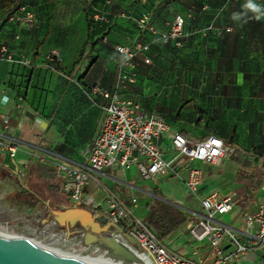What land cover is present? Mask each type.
<instances>
[{
	"label": "crops",
	"instance_id": "1",
	"mask_svg": "<svg viewBox=\"0 0 264 264\" xmlns=\"http://www.w3.org/2000/svg\"><path fill=\"white\" fill-rule=\"evenodd\" d=\"M3 1L6 0H0V48H8L17 58H30L33 66L0 61V129L3 118L9 116L11 127L7 134L23 144L16 160L0 153L1 218L11 214L23 220L44 212L48 219L56 221L58 212L71 208V200L65 202L60 197L68 195L65 179L55 173L50 163L35 157L36 146L44 141L66 158L77 162L86 159L110 102L98 89L117 91L123 57L116 48L139 41L153 42L123 14L139 18L149 13L160 32L167 31L170 22L182 16L186 19L187 38L182 49L162 43L152 45L148 53L152 65L135 59L137 84L120 90L121 98L165 117L171 114L162 113L163 109L169 112L170 108L165 107L183 96L188 103L183 109L187 114L171 120L175 131L199 142L209 136L224 140L234 128L235 146L264 158V0H251L259 12L248 7L249 0H7L12 2L7 7H3ZM92 2L104 10L111 22L90 25L88 7ZM21 5L34 13L33 24L8 19L9 12ZM237 14L241 18L233 19ZM252 16L255 20H248ZM211 23L224 31L231 28L232 32L201 36ZM87 43L90 52L76 65ZM53 50L64 57L59 71L45 60V54ZM263 158L256 164L261 166ZM24 161L29 164L26 178L11 176ZM189 165L204 172L205 186L200 197L215 192L222 197L237 194L229 225L245 228V215L264 199L263 179L258 184V180L246 176L230 154L220 166L188 162L181 170L185 186ZM92 175L86 188L88 195L95 193L100 181L126 202L129 201L124 195L129 191L134 193L131 200H138V194L151 198L159 195L158 183L175 177L144 180L137 167ZM165 198L187 213L185 223L176 232L185 233L204 215V211L198 214L186 208L185 201L174 191ZM76 238L82 239L79 235ZM163 242L185 257L212 264L207 242L194 240L191 233L180 251L172 249L168 239ZM238 264H264V243L244 255Z\"/></svg>",
	"mask_w": 264,
	"mask_h": 264
},
{
	"label": "built area",
	"instance_id": "2",
	"mask_svg": "<svg viewBox=\"0 0 264 264\" xmlns=\"http://www.w3.org/2000/svg\"><path fill=\"white\" fill-rule=\"evenodd\" d=\"M123 17H128L123 14ZM240 18V15L237 14ZM264 16V12H263ZM97 21H105V13L96 9L94 16ZM141 32H149L157 37L156 40L170 44L175 48H182L187 38L185 20L178 16L169 24L165 32L158 31L152 24L151 14L145 13L139 18H132ZM12 22L31 25L35 22V15L25 5L9 15ZM250 20L253 17H249ZM211 29V26L208 27ZM232 29L228 28L227 32ZM117 52L123 57L120 65L117 91H98L110 102L105 107V116L101 131L92 145L86 159L77 162L55 152L51 146L41 141L36 146L35 157L42 162L50 163L55 173L65 179V189L71 200V208L90 212L93 217L100 214L106 222H100L103 228L107 223V231L95 234L79 226L60 230L59 235L66 241L79 235L86 239L90 235L97 237V243L107 245V242L120 244L136 254L140 253L152 264H206L205 260H194L171 250L161 241L148 224L135 216L138 200L133 198L129 202L122 200L112 193L104 184L97 181L95 193L88 195L86 188L90 185L94 173L117 168L130 170L137 167L144 180H151L158 176H175L182 178V168L189 163L201 162L213 166L222 165L225 158L234 152L224 140L217 136H209L203 141H191L181 132L175 131L170 123L162 116L145 111L141 104L121 98L119 91L135 84L137 72L134 60L141 58L144 64L152 65L153 61L146 54L150 51V44L142 41L133 45L118 46ZM49 63L61 65L64 57L59 51L45 54ZM0 61L32 66L30 58H17L8 48H0ZM11 127L9 116L3 118L0 129V153L12 160L19 157L22 142L7 134ZM170 143L177 155L169 162L164 158ZM29 164L21 163L11 176L24 179L28 174ZM186 186L191 193L200 197L205 186L202 169L189 165ZM101 197L98 199V196ZM237 194L222 197L219 193H211L200 197L204 211L202 218L195 222L190 230L191 236L198 242H207L212 264H238L241 258L264 243V199L257 208L245 215V228L236 229L232 225L224 224L217 216H225L236 207ZM56 225L52 220L50 225ZM128 236L136 241L133 245ZM100 250V247H97ZM111 249V248H110ZM113 250V249H111Z\"/></svg>",
	"mask_w": 264,
	"mask_h": 264
},
{
	"label": "rangeland",
	"instance_id": "3",
	"mask_svg": "<svg viewBox=\"0 0 264 264\" xmlns=\"http://www.w3.org/2000/svg\"><path fill=\"white\" fill-rule=\"evenodd\" d=\"M136 84L137 83L132 86H135ZM169 104L170 107L165 108L166 110L170 108V111L167 112L165 111V109H163L164 112L162 111V113L171 114L172 119H178L179 115L187 114L186 112L184 113L183 109L188 103L183 99V96H178V100L176 102L171 101V103ZM176 155L177 153L175 152L173 146L170 145L169 151H167L164 160L169 162ZM158 187L160 190V194L155 195L152 198L138 194L139 204L134 212L135 216L147 222V224L151 227V229L158 237L160 234L157 229L152 227L151 222L158 220L159 209L162 205H166V203H169L171 205H174L175 208H177L178 212L187 215L183 208L178 206L175 202L169 201L167 198H165V196L169 192L174 191L179 198L185 201V207L189 210H192L194 213L199 214L203 212L200 200L198 199L197 195L189 191V189L183 183L182 178H164L160 183H158ZM133 194L134 193L132 191H129L126 195H124V198L127 201H130ZM60 197H64V201L69 202L70 198L68 195ZM230 216V214H227L225 216H217V219L222 223L229 225L232 222ZM51 221L52 220L50 218L48 219L46 213L44 212H42V214L39 213L33 216H27L23 220H21V218L17 220L15 219V216L11 214H5L4 217H0V233L11 234L15 237H28L45 248H57L67 251L74 243H76V241H78V238H76L77 234L72 235L73 238L76 239L75 242L72 240L66 241L64 237H61L59 235L53 236V233H60V230L68 229V227H59L57 224H51L50 226H48ZM190 230L191 228H188L185 233L175 232L170 238H168V244L170 245V247L177 251H180L181 248L183 249V247H185L187 244L188 234L190 233ZM93 244L96 247H100V251L108 258L118 259L122 257L120 255H116L108 245H100L97 242H94Z\"/></svg>",
	"mask_w": 264,
	"mask_h": 264
},
{
	"label": "water",
	"instance_id": "4",
	"mask_svg": "<svg viewBox=\"0 0 264 264\" xmlns=\"http://www.w3.org/2000/svg\"><path fill=\"white\" fill-rule=\"evenodd\" d=\"M56 221L61 224L67 222L68 228H75L77 224H80L95 234L107 231L111 225L107 223L101 228L98 221L106 222L102 215L98 214L93 217L86 210L74 208L58 212ZM128 239L133 245H136L133 238L128 236ZM96 241L97 237L90 235L86 239L74 243L63 254L57 255L28 237L9 239L0 236V264H116L93 244ZM107 245L113 249L116 255H120L126 260H139L134 252L120 244L107 242Z\"/></svg>",
	"mask_w": 264,
	"mask_h": 264
},
{
	"label": "trees",
	"instance_id": "5",
	"mask_svg": "<svg viewBox=\"0 0 264 264\" xmlns=\"http://www.w3.org/2000/svg\"><path fill=\"white\" fill-rule=\"evenodd\" d=\"M3 4V7H7L9 6L10 4H12V2L10 1H3L2 2ZM20 7V6H19ZM18 6L16 8H14V10H11L9 12V14H12L15 10H17L19 8ZM96 9L97 10H101L104 12V10L100 9L98 6H95L94 3H90L89 4V7H88V17L90 18V25L93 24V23H98V22H105V23H108L111 22V19L106 16L105 14V17H106V20L105 21H97L95 20L94 16L96 14ZM129 17V16H128ZM132 17V16H131ZM182 17V16H181ZM253 17V16H252ZM184 18V17H183ZM240 18H241V15H240ZM239 18V19H240ZM175 20V19H174ZM173 20V21H174ZM185 20V27H186V19L184 18ZM248 20H250L248 18ZM255 20V17H253L252 20L250 21H254ZM173 21H171L170 23H172ZM211 26V29H208V27ZM206 29H204L203 32H201V36L203 37H207L211 34H216V35H223L224 33H230V32H227V29L224 31L222 29H218L215 27V24L214 23H211L209 24ZM139 29V28H138ZM90 31H91V27H90ZM140 31V30H139ZM186 32V31H185ZM232 32V31H231ZM140 34L144 37H147V36H151L152 39H153V42H147V41H142L143 43H147V44H150V51L152 49V45L156 44V43H162V44H165L161 41H158L156 40L157 37L154 36L153 34L149 33V32H141L140 31ZM186 40V39H185ZM185 40H184V45L183 47L185 46ZM165 45H170V44H165ZM172 46V45H170ZM173 47V46H172ZM182 47V48H183ZM175 48V47H173ZM182 48H175V49H182ZM149 51V52H150ZM88 52H90V46L89 44L87 43L85 46H84V49L82 50V53L80 55V58L78 59V61L76 62V65L78 64H81V62L86 58V56L89 54ZM148 52V53H149ZM148 53L146 54L147 57H150L148 56ZM151 58V57H150ZM152 59V58H151ZM153 61V60H152ZM48 62V61H47ZM33 66V65H32ZM49 66H52L54 69L56 70H60L59 68V65L58 64H54V63H50ZM137 82V81H136ZM163 117V116H162ZM166 119V121L168 123H170L171 125V120L172 121H175L177 120L176 118L172 119V116L170 115H166L165 117H163ZM182 133V132H181ZM234 135H235V129L232 128V131L226 135L224 137V140H225V143L232 147L234 149V152L231 154L233 155L234 157V160L236 161V163L239 165L240 167V170L242 172H244L246 174V176H249L251 179H256L258 180V184H262V182L264 181V158L262 155L256 153V152H253V151H249V150H246V149H243V148H239L237 146H235V142H234ZM260 158H263V163L261 166H259L258 164H256V161ZM263 179V181H262ZM237 202V200H236ZM186 221V216L185 214H181L180 212L177 211V208H175L174 205H171L169 203H166V205H162L159 209V217H158V220L156 221H153L151 222V225L152 227H154L155 229L158 230L159 232V239L161 241H165L167 240L172 234H174L176 232V230L185 223ZM147 223V222H146ZM149 226V225H148ZM150 227V226H149ZM151 228V227H150Z\"/></svg>",
	"mask_w": 264,
	"mask_h": 264
},
{
	"label": "bare ground",
	"instance_id": "6",
	"mask_svg": "<svg viewBox=\"0 0 264 264\" xmlns=\"http://www.w3.org/2000/svg\"><path fill=\"white\" fill-rule=\"evenodd\" d=\"M0 236L6 237V238H9V239L19 238V237H15V236H13L11 234H3V233H0ZM46 249L54 252L57 255H61L64 252H66V251H64L62 249H57V248H46ZM136 255L139 258V260H137V261H128V260L124 259L123 257L118 258V259L117 258H115V259L109 258V259H111L116 264H152V262L147 260L144 255H142L140 253H137V252H136Z\"/></svg>",
	"mask_w": 264,
	"mask_h": 264
},
{
	"label": "clouds",
	"instance_id": "7",
	"mask_svg": "<svg viewBox=\"0 0 264 264\" xmlns=\"http://www.w3.org/2000/svg\"><path fill=\"white\" fill-rule=\"evenodd\" d=\"M248 7L252 8L253 10H255V11H257V12H259V8H258V6L252 4V3H251V0H249ZM259 18H260V17L257 16V19H259ZM233 19H239V17L236 16V15H234V16H233Z\"/></svg>",
	"mask_w": 264,
	"mask_h": 264
},
{
	"label": "flooded vegetation",
	"instance_id": "8",
	"mask_svg": "<svg viewBox=\"0 0 264 264\" xmlns=\"http://www.w3.org/2000/svg\"><path fill=\"white\" fill-rule=\"evenodd\" d=\"M97 222V221H96ZM57 224H58V226H68L69 224L66 222V224H61V223H59L58 221H57ZM77 226H79V227H81V228H84L82 225H80V224H77L76 225V227ZM85 229V228H84Z\"/></svg>",
	"mask_w": 264,
	"mask_h": 264
}]
</instances>
